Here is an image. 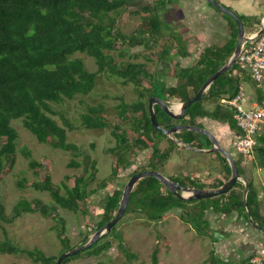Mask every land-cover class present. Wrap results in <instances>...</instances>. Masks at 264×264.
Instances as JSON below:
<instances>
[{
	"label": "trees",
	"instance_id": "16d2710c",
	"mask_svg": "<svg viewBox=\"0 0 264 264\" xmlns=\"http://www.w3.org/2000/svg\"><path fill=\"white\" fill-rule=\"evenodd\" d=\"M140 1L143 0H0V176L12 168L16 162L19 132L12 125L13 119L22 118L25 128L34 134L39 142L48 143L54 148L73 151L76 156L82 153L78 144L68 140V128H73V124L64 114H61L64 124H60L53 116L56 111L52 108L51 102L60 103L77 94L90 93L96 86L98 74L105 70L114 72L124 78L126 83H133L136 86L139 98L133 103L122 99L118 105V116L120 120L133 122V130L137 133L135 146L152 148L149 166L142 170L161 169L169 162L176 149L184 148L152 124L148 106L149 98L155 95L166 100L172 97L177 101H185L194 96L207 78L224 65L233 54L238 41V28L235 30L231 25L232 36L226 44L206 47L192 66L179 70L178 74L185 79L182 83L167 86L165 82L157 79L156 69L149 70L147 63L129 61L119 65L111 53L121 38L130 45L147 44L149 37L147 35L159 39L160 34L163 33V20L159 7L165 6L168 3L166 0H158L155 5L141 7L140 11L147 15L137 33L130 36L115 34L117 20L113 13H120L130 4ZM227 16L230 17V15ZM176 41L175 44L181 43L177 39ZM184 44L178 48L175 47L177 48L175 53L186 57L190 51ZM169 45L167 43L160 49L158 57L160 61L171 57ZM77 52L93 57L97 70H90L83 58L74 56ZM121 53L123 55L122 51ZM236 68L235 63L226 73L219 76L212 83L208 96H203L192 103L180 119L172 118L162 106L156 104L155 112L159 123L164 127H172L179 123L204 127L201 119L209 118L228 123L230 129L235 132V136L238 135L240 130L233 113L221 103V99L224 96L233 97L241 80L250 82L258 91L260 90L248 72L234 74ZM143 80L149 82L150 86L140 89ZM205 101L214 103V107L208 108ZM128 113H130L129 117ZM81 118L82 125L91 129L102 130L111 125L102 104L90 106ZM114 135L121 149L118 162H124V152L131 149L129 139L126 132L114 131ZM175 136L195 147L204 148L205 143L209 147L212 145L208 136L196 131L184 129L177 132ZM161 138L168 139L169 147L160 148ZM257 138L255 150L264 167V146L262 145L264 135H258ZM24 153L30 158V167L33 169L42 167L49 161L47 159L38 161L32 158L28 150ZM215 154L219 155L224 163L228 174L225 180L219 179L207 186L190 177L181 181L170 178L193 188H215L222 185L230 178L231 167L223 154L220 152ZM239 156L237 159L239 171L247 177L249 182L247 204L250 211L245 203V184L242 180H238L234 187L224 194L185 200L178 197L158 178L150 176L139 180L135 185L126 213L129 209H135L144 212L149 220L157 221L166 216L170 210L181 207L183 220L188 221L199 234L210 236L213 241H217L219 236L211 230L206 218V210L211 208L216 213L228 217L237 212L254 227L256 223L259 229L256 228L264 234V211L262 201L258 197V188L241 168L240 159L244 157ZM82 164L83 162L76 158L69 162L70 167L76 168ZM84 168L80 174L72 176L66 174L60 184L54 183L52 176L47 174L34 181L32 186L37 190L47 191L53 202L62 208L75 212L79 210L87 212V202L90 197L100 188H104L107 182L113 180L118 173L114 168L113 173L95 187L98 173L97 161L87 160ZM122 194L123 190L117 189L107 195L104 200L102 218L96 223L94 232L114 218ZM131 201H136L138 206L131 207ZM186 205H193V209H186ZM14 210L16 216L23 212L38 210L43 214H49L47 205L40 206L27 200L18 201ZM250 216L255 223L250 221ZM0 218L9 220L3 205H0ZM116 229L117 225H114L109 233L103 235L90 247L80 251L79 254L67 257L62 264H68L82 253L101 255L112 246V242L108 239L112 234L118 239L120 246L128 251L127 245L117 234ZM55 230L62 244L59 254L47 255L39 248L20 247L9 239L0 241V253H23L31 257L34 262L55 264L61 253L75 247L70 244L63 227L57 226ZM87 240L88 238L83 244ZM215 259L217 264L226 262L225 259L218 257ZM247 259L248 257L242 258L238 264H245ZM87 264H106V262L100 260L97 263ZM152 264H160L157 249L152 253Z\"/></svg>",
	"mask_w": 264,
	"mask_h": 264
},
{
	"label": "rangeland",
	"instance_id": "374dc122",
	"mask_svg": "<svg viewBox=\"0 0 264 264\" xmlns=\"http://www.w3.org/2000/svg\"><path fill=\"white\" fill-rule=\"evenodd\" d=\"M204 2L206 5H196L191 1L187 8H179L178 0H171L167 6L159 7L164 27L159 39L147 35L149 36L147 44L130 45L121 38L116 43V48L111 51L115 61L119 65L129 61L145 62L152 71L155 69L158 71L157 68L161 63L157 79L165 82L167 86L179 85L185 79L178 74V71L192 66L208 43V40L203 39L202 33L205 23L216 24L218 37L215 40V46L225 43L228 35L232 36L231 29L226 23L229 22L235 30L238 28L233 17L227 16L207 0ZM156 3L158 0H143L130 4L120 13H113L117 20L115 34L130 36L137 33L147 15L140 11L141 7ZM209 11L214 12L211 18L207 15ZM243 22L246 30H249L251 25L260 23V18L244 17ZM256 28L259 27L256 26ZM175 38L181 43L175 44L174 42H177ZM167 43L170 44L168 49L171 57L160 61L159 51ZM182 44L186 45L190 51L186 57L175 53ZM74 56L83 58L90 70H97L93 57L83 52H77ZM149 86L150 83L143 80L140 89ZM138 98L139 95L133 83H126L121 76L105 70L98 74L96 86L90 93L77 94L60 103L51 102L52 108L56 111L54 118L60 124H64L61 118V114H64L73 124V128H68V140L81 147L82 153L78 156L73 151L54 148L48 143L39 142L35 135L25 128L22 118L12 120V125L19 132L18 150L14 166L0 176V205L4 206L6 217L11 219L5 221L0 218V241L9 239L20 247L39 248L47 255H52L59 254L62 249L55 230L57 226L64 228L65 235L69 237L70 244L73 246L82 245L93 235L96 223L102 218L104 200L107 195L117 189L124 190L131 174L138 170L142 171L150 163L152 148L135 146L137 133L133 130V122L120 120L118 116V105L122 99L133 103ZM169 101L173 105L180 102L172 97ZM204 103L208 108H213L215 105L210 101ZM100 104L104 106L111 125L102 130L83 126L81 115L90 106ZM129 115L130 113L128 117ZM201 123L217 137L221 145L227 147L236 158L240 157L233 148L235 132H231L228 123L209 118L201 119ZM114 131L126 132L129 139L131 149L124 152V162H118L121 149ZM259 135H264V122L261 124ZM169 145L168 139H160L161 149ZM262 145L264 146V143ZM204 148H209L208 144L205 143ZM26 150L30 151L32 158L38 161L46 159L49 161L44 166L33 169L30 167V158L24 153ZM73 158L83 164L78 168L70 167L69 162ZM89 159L97 161L98 173L95 187L110 176L114 168L117 169L118 174L113 180H109L104 188H100L90 197L87 202V212L82 210L75 212L62 208L53 202L47 191L37 190L32 186L34 181L47 174L52 176L54 183L60 184L66 174L72 176L82 173L85 169L84 164ZM241 159V168L255 184L258 183L264 190V167L256 150L253 159ZM159 171L177 181L190 177L207 186L228 177L224 163L215 152H198L185 147L176 149L169 162ZM20 200H27L40 206L47 205L49 214H43L38 210L23 212L16 216L14 207ZM130 205L133 208L138 206L136 201H131ZM185 208L192 210L193 205H186ZM126 210L116 224V232L123 238L128 251L120 246L118 239L112 234L108 238L112 246L101 255L82 253L68 264L97 263L100 260L105 261L106 264H152V253L155 249L158 250L160 264H217L215 257L220 259L229 257L228 264H238L242 258L250 255H259L264 259V234L247 222L245 217L242 218L246 222V225L242 222L245 232L239 230L232 242L234 245L242 241L246 243L244 252H240L236 247L222 246V243L213 241L210 236L199 234L188 221L182 219L183 208L181 207L170 210L166 216L157 221L149 220L144 212L129 209L126 213ZM211 230L213 231L212 228ZM12 263L41 264L34 262L31 257L23 253H0V264Z\"/></svg>",
	"mask_w": 264,
	"mask_h": 264
},
{
	"label": "water",
	"instance_id": "95a60500",
	"mask_svg": "<svg viewBox=\"0 0 264 264\" xmlns=\"http://www.w3.org/2000/svg\"><path fill=\"white\" fill-rule=\"evenodd\" d=\"M211 4H213L215 7H217L219 10L223 11L227 15H230L233 17L237 24H238V41L237 45L235 47V50L231 57L228 59V61L222 65L217 71H215L211 76L207 78V80L204 82V84L200 87L199 91L189 99L185 101L177 102L178 109L175 108V105L171 104L169 100H166L162 97L152 95L149 98V111H150V117L152 124L158 129L163 131L172 141L177 142L178 144L184 146L185 148H188L190 150L198 151V152H220L225 156L228 163L231 167V175L230 178L225 181L222 185L215 187V188H193L188 187L185 185H182L170 177L166 176L163 172L156 170V169H150V170H142L134 173L130 179L128 180L127 184L124 187L122 198L120 201L119 208L117 210L116 215L113 219L108 221L105 225L100 227L97 231L93 233V235L86 241L84 244L75 246L67 251H64L61 253L55 264H62V262L69 256H73L78 254L80 251L90 247L93 245L100 237L111 231L112 227L117 224V222L121 219L123 214L125 213V210L128 206V203L130 201L132 192L134 190L135 185L139 182V180L145 178V177H156L158 178L164 185H166L172 192H174L178 197L185 200H193V199H203V198H210L214 196H218L221 194H224L231 190L236 182L238 180H242L245 184V191H244V199L247 206L248 211L249 207L247 204V195L249 191V182L247 177L242 174L239 171V167L237 164V158L235 155L225 146L221 145L217 137L208 129L204 127H200L198 125H188V124H176L172 127H164L162 126L156 116L155 112V105L158 104L162 106V108L172 117L175 119L182 118L187 108L194 103L197 100H200L203 96H208V91L212 85V83L221 75L226 73L236 62L242 46L246 40H248V34L246 31L245 24L243 22V19L241 16L235 12L233 9L227 7L223 3H221L219 0H207ZM259 33V31H257ZM161 63L158 66V71L161 68ZM191 130L196 131L199 133H203L206 136H208L211 141L212 145L209 148H200L195 147L190 144H188L186 141L178 139L175 134L177 132H180L182 130ZM250 221L252 223H255L252 216H250ZM256 227L259 229V226L255 223Z\"/></svg>",
	"mask_w": 264,
	"mask_h": 264
},
{
	"label": "built area",
	"instance_id": "2783aa9c",
	"mask_svg": "<svg viewBox=\"0 0 264 264\" xmlns=\"http://www.w3.org/2000/svg\"><path fill=\"white\" fill-rule=\"evenodd\" d=\"M257 31L247 33L249 38L235 62L237 68L234 74L248 72L260 91L253 85L248 87L241 80L233 97L224 96L221 99V103L232 111L240 130L233 141L234 149L246 159H253L255 155L257 137L264 122V19ZM245 264H264V259L251 255Z\"/></svg>",
	"mask_w": 264,
	"mask_h": 264
},
{
	"label": "crops",
	"instance_id": "0c3cea01",
	"mask_svg": "<svg viewBox=\"0 0 264 264\" xmlns=\"http://www.w3.org/2000/svg\"><path fill=\"white\" fill-rule=\"evenodd\" d=\"M191 1H193L194 4L196 5H200V4L206 5L204 0H181L178 1L179 8H187V5H189ZM219 1L224 5H226L227 7L233 9L235 12H237L242 19L244 17L247 19L260 18V23H256L258 25H254V26L251 25L252 27H250L249 30H246L247 33H252L259 29L256 28V26L260 27L261 21L262 19H264V0H219ZM212 13L214 12L209 11V13L207 12V15H209L211 18V16L213 15ZM205 24L206 25L203 26L204 30L202 31V33H203V39L208 40V43L205 46L206 48L208 46L215 45V40L218 37V31L216 28V24L214 22H209ZM226 24L231 29V24L229 22ZM230 39L231 36L228 35L227 41L221 44L220 46L226 44ZM244 82L248 85V87L252 86L250 82L247 81ZM255 185L258 188V197L262 201L263 210H264V190L260 185H258V183H256ZM206 218L209 221L210 227L219 236V239L217 241L222 243V246H227L229 248L236 247L240 252H244L245 247H247L244 241L240 242V244L237 245H234V243H232L234 238L238 235L237 233L239 230H242L241 232H245L244 227H242V222H244L245 225L246 222L242 220L243 218L242 216H239V214L235 212L228 217L222 214H218L210 208L206 210ZM222 259L226 260L225 264H228L230 262L229 257Z\"/></svg>",
	"mask_w": 264,
	"mask_h": 264
},
{
	"label": "flooded vegetation",
	"instance_id": "af4514ba",
	"mask_svg": "<svg viewBox=\"0 0 264 264\" xmlns=\"http://www.w3.org/2000/svg\"><path fill=\"white\" fill-rule=\"evenodd\" d=\"M166 1H167L168 3L171 2V0H166ZM178 1H181V0H178ZM168 3H167V4H168ZM167 4H165V6H167ZM159 13H160V12H159ZM162 20H163V19H162ZM183 38H184V37H183ZM175 39H176V38H175ZM158 64H159V63H158ZM231 132H232V130H231ZM232 145H233V141H232ZM233 148H234V146H233ZM238 158H239V157H238ZM238 158H237V159H238Z\"/></svg>",
	"mask_w": 264,
	"mask_h": 264
},
{
	"label": "bare ground",
	"instance_id": "6f19581e",
	"mask_svg": "<svg viewBox=\"0 0 264 264\" xmlns=\"http://www.w3.org/2000/svg\"><path fill=\"white\" fill-rule=\"evenodd\" d=\"M175 108L178 109V105L177 104L175 105Z\"/></svg>",
	"mask_w": 264,
	"mask_h": 264
}]
</instances>
